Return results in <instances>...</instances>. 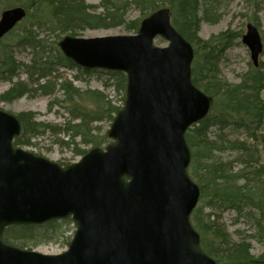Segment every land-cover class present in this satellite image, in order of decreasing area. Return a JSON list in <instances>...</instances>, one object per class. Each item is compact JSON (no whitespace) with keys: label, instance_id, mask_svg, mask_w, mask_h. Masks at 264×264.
Here are the masks:
<instances>
[{"label":"water","instance_id":"95a60500","mask_svg":"<svg viewBox=\"0 0 264 264\" xmlns=\"http://www.w3.org/2000/svg\"><path fill=\"white\" fill-rule=\"evenodd\" d=\"M26 16L22 7L2 12L0 41ZM243 44L258 67L263 41L253 24ZM58 47L84 70L126 74V100L106 133L111 143L65 167L14 147L21 123L0 110V264H217L191 223L201 190L189 175L186 140L214 100L192 82L195 51L171 10L144 18L134 35L65 36ZM68 218L76 232L58 255L4 239L8 227Z\"/></svg>","mask_w":264,"mask_h":264},{"label":"trees","instance_id":"16d2710c","mask_svg":"<svg viewBox=\"0 0 264 264\" xmlns=\"http://www.w3.org/2000/svg\"><path fill=\"white\" fill-rule=\"evenodd\" d=\"M234 1L102 0V11L98 12L96 7L87 5L86 0H11L5 10L12 5L20 6L26 10L27 17L6 36L17 35L13 44L0 42V80L10 84L0 96V102L12 103L23 97L32 99L61 92L63 100L53 99L49 108L60 102L71 104L74 120L63 127L37 121L32 112L17 114L22 132L14 141L15 147L33 146L32 138L49 131L69 136L68 141H63L67 147L77 139L82 145L93 148L107 145L106 135L94 138L93 125L103 120L112 123L121 106L113 105L99 91H81L73 81L60 75L61 68H75V65L61 53L58 41L65 35L78 36L87 29L125 26L136 33L141 19L129 22L126 19L132 5L145 17L169 4L173 26L195 50L192 82L214 99L211 113L186 134L193 153L189 173L201 190L192 224L201 236L203 251L217 264H264V254L254 256L247 238L233 239L223 223V214L228 211L235 212L237 217H252L256 225L254 237L264 246V163L259 149L264 141V61L258 67L250 64L239 82H227L221 78L220 64L240 34L226 31L207 40L199 35L203 22L218 24ZM261 1L264 4V0ZM255 25H258L256 21ZM43 28L58 33L52 43L40 34ZM262 39L264 42V33ZM15 48L30 50L31 60L28 63L18 61ZM93 72L100 71L82 73ZM108 73L116 81L117 91H122L125 102L126 75ZM83 100L91 101L95 109L82 106ZM232 131L241 133L245 140L233 138ZM75 152L84 155L87 151L76 148ZM63 222L68 223L69 219L39 226L9 227L4 239L22 249L31 244L55 242L66 235Z\"/></svg>","mask_w":264,"mask_h":264},{"label":"rangeland","instance_id":"374dc122","mask_svg":"<svg viewBox=\"0 0 264 264\" xmlns=\"http://www.w3.org/2000/svg\"><path fill=\"white\" fill-rule=\"evenodd\" d=\"M11 0H0V16L2 12L10 6ZM126 1V0H121ZM102 0H86V4L96 7L98 12H101L100 5ZM20 6L12 5L10 8ZM165 7H170L166 4ZM9 9V8H8ZM203 15V12H201ZM147 17V15L145 16ZM143 14L135 6L132 5L127 13V21L142 20ZM255 21L258 25H255ZM249 24L255 25L260 34L263 36L264 33V4L261 0H235L229 8L226 10L222 20L215 25L203 22L201 24L200 37L202 39H210L213 36H217L226 31L240 34L233 46L226 52L224 58L220 64L221 78L230 83H237L240 81V76L249 70L251 62L250 51L246 45L243 44L242 38L246 34L247 26ZM40 34L52 43L56 38L57 34L51 32L48 28L39 30ZM135 31H128L125 26L107 29H87L78 34L77 37L81 38H101L106 36H124L134 35ZM63 38V37H61ZM17 40V35L12 37H6L3 43L13 44ZM155 45L158 47H165L167 43L162 39H157ZM16 57L18 61L28 63L32 58V52L30 50H23L21 48H15ZM261 61H264V55L261 57ZM85 70L78 68H61L60 75L63 78L73 81L74 85L81 91L92 90L99 91L105 97L112 101V104L120 107L123 105V93L117 91L116 81L113 76L107 71L93 72L91 74H84ZM79 77V79L76 78ZM23 79L25 76L22 77ZM10 88V84L0 80V96ZM63 100V94L56 92L53 96H40L35 98L23 97L12 103L0 102V110L8 112L10 114L17 115L19 113L32 112L36 115V120L49 124L50 126L63 127L67 122L73 121L71 111V104H56L52 109L49 108V103L53 99ZM81 105L88 109H95V105L89 100L81 101ZM77 123V122H76ZM112 123L108 120L96 122L93 125L94 138L102 137L107 133ZM264 137V131L262 132ZM231 135L235 139L245 140L241 133L232 131ZM69 136L61 134L54 135L50 131L45 135L32 138L33 146L24 147V150L41 155L51 161L57 162L62 165H70L81 160L82 155L75 152L76 148L88 151L92 149V146L82 145L80 139H77L73 145L67 147L63 144V141H68ZM98 141V140H97ZM111 141L108 142V144ZM259 146L261 151L262 160L264 163V141ZM103 145L102 147H105ZM223 223L228 230L229 234L235 240H241L247 238L251 243V251L254 256H260L264 254V246L258 241L255 235V220L252 217H237L233 211H228L223 214ZM63 230L65 236L55 242H49L35 246L34 244L29 245V250H34L46 255H57L65 252L71 242L74 233L76 231V225L72 219H69L68 223L63 222Z\"/></svg>","mask_w":264,"mask_h":264}]
</instances>
